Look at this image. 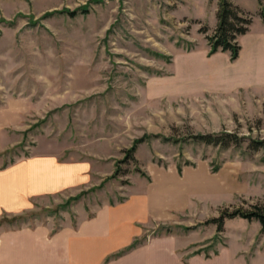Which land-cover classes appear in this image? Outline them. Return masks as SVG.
<instances>
[{"label": "rangeland", "instance_id": "374dc122", "mask_svg": "<svg viewBox=\"0 0 264 264\" xmlns=\"http://www.w3.org/2000/svg\"><path fill=\"white\" fill-rule=\"evenodd\" d=\"M219 1L0 0V167L50 156L81 174L0 214V232L57 231L155 181L176 199L153 209L163 222H146L139 239L171 229L185 257L222 251L231 264H264L259 221L227 219L220 233L206 223L264 201V150L248 146L264 138V70L253 67L264 63V21L258 0H231L253 19L241 54L209 55ZM246 60L253 74L242 79ZM225 130L246 140L228 148L182 140ZM134 145L136 160H124Z\"/></svg>", "mask_w": 264, "mask_h": 264}, {"label": "crops", "instance_id": "0c3cea01", "mask_svg": "<svg viewBox=\"0 0 264 264\" xmlns=\"http://www.w3.org/2000/svg\"><path fill=\"white\" fill-rule=\"evenodd\" d=\"M257 45L255 49L260 52ZM259 62L258 57L253 65L255 74L264 70V63ZM248 65V61L238 64L236 76H251ZM58 162L50 156L37 155L0 167V214L22 210L35 195L79 183L77 165ZM149 184L152 188L131 192L114 204L104 203L94 209L93 215H84L75 225L65 224L57 231L47 224L1 231L0 264H231L222 251L211 258L202 254L183 256L170 233L150 238L113 257L141 237L146 222H163L158 214H153V209L159 211L162 205L176 199L172 186L166 185L162 188L165 191L156 192L155 181Z\"/></svg>", "mask_w": 264, "mask_h": 264}, {"label": "trees", "instance_id": "16d2710c", "mask_svg": "<svg viewBox=\"0 0 264 264\" xmlns=\"http://www.w3.org/2000/svg\"><path fill=\"white\" fill-rule=\"evenodd\" d=\"M260 4V16L264 21V0H258ZM218 22L215 29L212 33L207 35L208 44H209V55H213L217 52H228L230 55V59L232 61L239 58L242 45L239 41V38L250 31V26L253 22L252 16L249 13L244 12L238 6L234 5L231 0H220L219 1V10L217 13ZM208 26H204L201 28V31L208 32ZM185 137L182 140H192L194 142H202L206 144H213L217 146H221L224 148H228L232 145H241L243 141L246 140V137L239 135L237 132L230 131H221V132H207V133H193ZM144 139H140L139 142ZM167 140H170L168 138ZM172 140V139H171ZM175 142L180 139H173ZM136 146L134 145L130 150L126 153V158L124 160L132 159L136 160L134 153L136 151ZM249 148L257 151L264 150V138L256 139L253 137H249ZM141 171V169H140ZM143 175H146L144 171H141ZM116 174H119V170ZM245 218L248 220H257L260 222L262 226V230L264 231V201H258L253 204L251 208H244L243 206L236 207L231 209L230 207L224 208L220 214L216 217L208 219L206 221L207 224L214 223L217 225L218 232H222L225 222L227 219L232 218ZM198 224L192 226H186L185 230H196L198 228ZM166 234L171 233V229H167ZM160 233H158L159 236ZM146 241V237L142 240L136 238L126 249L116 253L113 257L120 256L127 251L136 248L138 245L142 244ZM200 251L194 252L193 254H200ZM219 251H215V254H218ZM188 255V256H190ZM206 253V257H211ZM112 258L109 257V259Z\"/></svg>", "mask_w": 264, "mask_h": 264}]
</instances>
